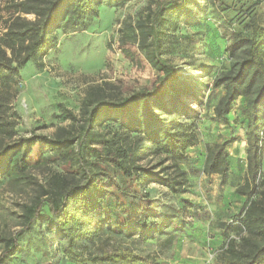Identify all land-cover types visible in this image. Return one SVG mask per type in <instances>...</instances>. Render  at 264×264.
<instances>
[{
	"label": "trees",
	"instance_id": "trees-1",
	"mask_svg": "<svg viewBox=\"0 0 264 264\" xmlns=\"http://www.w3.org/2000/svg\"><path fill=\"white\" fill-rule=\"evenodd\" d=\"M111 3L119 4V0H11L7 5L9 24L0 36V108L20 67L27 62L42 66L43 57L57 44L56 30H84L98 16L99 7ZM191 3L197 0L170 2L173 22L191 15ZM21 14H31L33 19ZM216 22L227 28L224 22ZM169 24L164 8L147 13L143 23H137L140 49L157 72L154 89L112 102H95L75 132L59 127L53 136L23 138L16 144L19 151L12 164L22 173L45 160L61 167L49 176L32 202L22 206L19 231L34 229L42 221L45 229L61 240L63 253L77 264H158L128 248L86 255L78 241L105 229L143 242L163 237L166 246H172L180 239L178 232L187 233L184 205L192 207L195 215L199 207L186 199L182 207L167 205L144 191L146 185L159 183L180 195L190 171L218 174L223 182L229 175L227 146L236 137L206 143L201 167H195L187 152L197 143L196 121L186 123L180 116L187 115L183 98L194 95L195 90L190 77L179 74L174 64L161 58ZM246 26L249 34L232 29L226 47L230 66L215 75L210 87L223 90L213 104L214 120L229 126L239 102L246 140L244 182L234 191L244 195V201L239 214L225 224L227 233L237 229L245 235L237 241V235L227 234L215 254L216 264H264V25L253 20ZM41 146L49 156L41 155ZM9 150L0 152L1 167L9 166L4 160ZM146 155L169 158L170 164L162 167L165 177L140 165ZM0 242V264H7L20 243L1 234Z\"/></svg>",
	"mask_w": 264,
	"mask_h": 264
},
{
	"label": "rangeland",
	"instance_id": "rangeland-1",
	"mask_svg": "<svg viewBox=\"0 0 264 264\" xmlns=\"http://www.w3.org/2000/svg\"><path fill=\"white\" fill-rule=\"evenodd\" d=\"M171 1L119 0V4L101 5L98 16L86 29L67 33L56 30L57 44L43 57L42 66L27 62L19 68L16 83L7 87L0 108V152L10 149L4 159L9 166H0V234L15 237L20 243V249L7 264H77L63 253L61 240L46 230L42 221L34 229L19 231L22 206L30 204L46 186L49 176L61 171V167L58 162L45 160L22 173L12 164L19 151L16 144L23 138L53 136L59 127L75 132L95 102H112L140 90L154 89L157 72L140 49L137 23H143L147 13L158 8H164L170 22L161 58L174 64L179 74L190 77L195 90L194 95L183 98L187 115L180 116L186 123L196 121L197 143L187 152L195 167H201L206 143L236 137L227 146L229 175L223 182L218 174L190 171L185 192L180 195L172 194L159 183L146 185L144 191L167 205L182 207L186 199L199 207L195 215L192 207L187 209L184 205L187 233L178 232L180 239L172 246L167 247L163 237L143 242L105 229L81 239L78 246L86 255L128 248L158 264H216L215 254L225 236L233 233L238 241L245 235L237 229L228 233L225 229V224L240 212L239 203L231 196L244 182L246 171L245 130L240 122L239 102L232 110L229 126L214 120L213 104L223 90L210 87L215 75L230 66L226 47L232 29L249 34L246 24L254 20L264 25V0H197L190 4L191 15L177 23L173 22ZM10 2L0 0V36L9 24ZM21 16L33 19L31 14ZM216 21L224 22L227 28ZM221 30L225 35L221 36ZM34 149L35 156L36 145ZM39 150L44 157L50 155L42 146ZM139 163L165 177L162 167L169 165L170 160L165 155H146ZM2 248L0 242V252Z\"/></svg>",
	"mask_w": 264,
	"mask_h": 264
},
{
	"label": "crops",
	"instance_id": "crops-1",
	"mask_svg": "<svg viewBox=\"0 0 264 264\" xmlns=\"http://www.w3.org/2000/svg\"><path fill=\"white\" fill-rule=\"evenodd\" d=\"M232 198H234L236 200V203L238 202L239 203V208H241L242 204H243V201H244V195H241V194H237L235 193L233 196H231ZM230 202V200H229ZM238 208V209H239ZM224 231V229L222 230Z\"/></svg>",
	"mask_w": 264,
	"mask_h": 264
}]
</instances>
